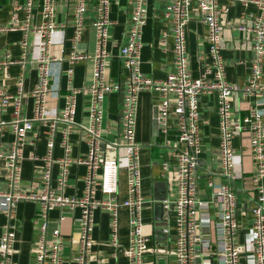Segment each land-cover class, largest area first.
<instances>
[{
  "label": "built area",
  "instance_id": "built-area-1",
  "mask_svg": "<svg viewBox=\"0 0 264 264\" xmlns=\"http://www.w3.org/2000/svg\"><path fill=\"white\" fill-rule=\"evenodd\" d=\"M132 12L127 30V40L120 47V57L128 68L124 83L106 82L103 78L104 63L108 57L106 49L108 39L109 6L111 0H96L95 17L92 25L95 30V51L93 58L92 80L89 84L76 87L72 84L74 65L89 58L86 53L76 51V44L84 30L87 12V0H74L72 48L67 56V87L63 95L64 103L59 110L48 109V97L55 89L52 86L50 64L63 60L50 53L52 38L63 25L55 21V0H42L39 24L29 26L32 17L33 0H26L23 7L17 0H12L10 21L0 24V33L8 30H24L21 42L26 56L28 49L27 35L32 31L38 35L37 81L30 91H25L23 77L16 79V90L11 93L0 87V168L6 171L8 189L0 191V212L7 217L0 234V264H16L13 259L16 226L12 221L17 203L33 200L40 204L34 218L39 228V239L35 250L34 264H63V237L59 228L51 231L47 237L48 211L57 206L80 208L77 251L73 257L76 264H89L92 258V230L94 211L106 210L110 214L112 243H117L119 229V210L125 207L128 213V242L125 250L127 264H145L144 254L148 250L149 235L144 232L142 208L146 200L141 191V171L139 162L140 143L135 140L136 115L139 93L143 90L158 91V118L162 131L174 120L177 143L174 144L171 157L175 161L176 191L172 200H164L163 220L167 226L163 232L172 234L171 254L174 264H197L196 245L209 248L210 239L200 237V227L214 225V248L217 264H240L242 254L252 264H264V114L252 106L248 114L236 116L232 100L236 93L259 98L264 95V0H235L247 5L255 3L257 14H250L249 23H240L237 28L250 34V70L246 82L239 86L230 83L225 75V62L221 55L222 16L227 7L218 0H171L165 5L164 14L168 18L167 29L163 37L172 40L173 68L162 80H154L141 70L142 29L146 23V0H127ZM232 1V0H231ZM23 8L24 19H19L18 12ZM205 27L207 43L206 62L197 77L189 69L186 49V26L193 17ZM236 25L235 23H232ZM13 59L1 60L0 63L13 64ZM120 93V116L118 136L105 143L101 127L103 101L107 94ZM88 95L87 121H75L76 97L79 93ZM217 95V114L219 117L218 174L225 177L224 182L208 181L218 205L216 219H212L208 208L210 202L199 196L197 168L202 152L200 136L199 97L203 94ZM33 100L31 117L21 116V107L28 97ZM12 108V118L5 120L3 115ZM35 121H51V131L46 141L45 154L33 159L42 163L40 192L20 190L22 149L29 137ZM60 122V147L62 155L54 158V136L56 124ZM10 127L14 138L5 143L3 136L6 127ZM76 129L82 130L87 138L88 151L85 156L72 157L69 136ZM247 134L249 151L253 160L252 184L255 193L250 206L251 224L244 234L243 243L237 242L239 222L237 220V197L233 182L242 173L241 156L232 146V139L238 134ZM114 156L106 157V153ZM58 165L55 188L51 187L52 165ZM71 164H84V189L80 197L63 195L66 186L68 167ZM169 163L162 162L167 170ZM126 175L127 196L123 200L117 197L119 172ZM171 219V224L168 221ZM101 261V259L99 260Z\"/></svg>",
  "mask_w": 264,
  "mask_h": 264
},
{
  "label": "crops",
  "instance_id": "crops-1",
  "mask_svg": "<svg viewBox=\"0 0 264 264\" xmlns=\"http://www.w3.org/2000/svg\"><path fill=\"white\" fill-rule=\"evenodd\" d=\"M23 7L26 0H17ZM171 0H146V23L142 29V46L140 53L141 70L154 80H162L173 68L172 40L163 37L167 29L168 18L164 14L165 5ZM42 0H33L32 17L29 26L39 24L41 21L40 9ZM96 0H87V12L84 19V30L80 40L76 44V51L86 53L89 58L80 60L74 65L72 84L80 87L89 84L92 80L93 54L95 51V30L92 22L95 17ZM222 6H226L227 12L222 16V43L221 55L225 62V75L227 81L242 86L249 75L250 70V34L237 28L240 23H249L250 14H257L259 9L255 3L243 4L235 0H218ZM12 0H0V24H8L10 21ZM73 5L74 0H55V21L63 25L62 30H57L52 38L50 53L53 56L62 57L61 61L50 64L52 71V94L48 97V109L59 110L64 103L63 95L67 87L68 68L67 56L72 48L71 37L73 34ZM132 7L127 0H111L109 6L108 39L106 49L108 57L104 63L103 78L106 82L124 83L128 68L123 63L119 51L122 44L127 40ZM19 19H24V10L18 12ZM235 23L236 25H233ZM186 49L188 52L189 69L194 77L200 73V69L206 62L207 43L205 39V27L197 19L191 18L186 26ZM24 40V30H8L0 33V61L13 59V64L0 63V87L8 92H15L16 79L23 77L25 91H30L37 81V64L39 37L32 31H28V49L23 56L21 42ZM264 81V63H263ZM158 91L143 90L139 93L138 109L136 115L135 140L140 143L139 162L141 171V191L146 200L142 208V220L144 232L149 235L148 250L144 254L145 264H174L171 254L173 239L171 233H164L163 228L167 221L163 220V201L172 200L176 191L175 161L171 157L174 144L177 143V132L174 120L170 119L169 127L162 131L159 122L154 117L158 113ZM88 95L79 93L76 97L75 121L86 123L87 121ZM217 95L203 94L199 97L200 136L202 139V152L199 157L197 168L199 196L209 201L208 213L216 219L218 205L212 194V188L208 181L213 183L224 182L225 177L218 174L220 163L218 158L219 145V117L217 114ZM256 106L264 114V95L254 98L250 95L236 93L232 100L233 112L236 116L248 114L249 109ZM33 113V100L29 96L21 107L22 117H31ZM120 116V93L113 91L107 94L103 101V117L101 127L105 143L113 141L118 136ZM5 120L12 118V108L9 107L3 115ZM155 121L157 123L155 124ZM51 121H35L29 132V137L23 146V159L21 160L20 190L24 192H40L42 190L41 169L42 163L33 156L40 157L45 154L46 141L51 131ZM155 124V125H154ZM56 124L54 136L53 156L59 158L62 155L60 147V127ZM14 135L10 127H6L3 141L9 143ZM71 144L70 155L83 157L88 151V143L85 133L76 129L69 136ZM232 146L241 156L242 173L233 182L237 197V220L239 231L237 242L243 243L244 234L248 232L251 224L250 206L255 193L251 179L253 160L251 159L247 134H238L232 139ZM106 157L112 153H106ZM169 163L168 169L164 170L162 162ZM84 164H71L68 167L66 186L63 195L67 197H80L84 189ZM51 187L55 188V180L58 176V165H52ZM6 171L1 164L0 168V191L8 189L6 183ZM126 175L123 170L119 172L118 192L119 200L125 199ZM164 198V199H163ZM161 203V204H160ZM40 204L33 200H20L14 211L12 221L16 226V240L14 243L13 259L16 264H34L35 250L40 233L34 218L39 211ZM80 208L57 206L48 211L47 237L51 231L59 228L63 237L62 258L63 264H76L73 257L77 251L79 232ZM94 225L92 238V258L89 264H127L125 250L128 242V213L125 207L119 210V229L117 243H112L110 228V214L106 210L94 211ZM7 223V217L0 212V234ZM171 224V219L168 221ZM200 237L203 240L209 238V248L196 245L197 264H217V255L214 248V225L200 227ZM101 259V261H99ZM240 264H252L245 254L241 255Z\"/></svg>",
  "mask_w": 264,
  "mask_h": 264
},
{
  "label": "water",
  "instance_id": "water-1",
  "mask_svg": "<svg viewBox=\"0 0 264 264\" xmlns=\"http://www.w3.org/2000/svg\"><path fill=\"white\" fill-rule=\"evenodd\" d=\"M154 117L157 118L156 120L159 122V118H158V113L157 112H154ZM157 121H155V124L157 123ZM154 124V125H155ZM114 151L112 152V156H114ZM164 199V198H163ZM161 204V203H160ZM162 206V205H161Z\"/></svg>",
  "mask_w": 264,
  "mask_h": 264
}]
</instances>
